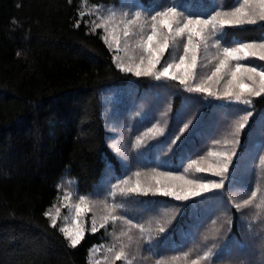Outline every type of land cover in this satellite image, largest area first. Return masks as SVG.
<instances>
[{
    "label": "trees",
    "instance_id": "16d2710c",
    "mask_svg": "<svg viewBox=\"0 0 264 264\" xmlns=\"http://www.w3.org/2000/svg\"><path fill=\"white\" fill-rule=\"evenodd\" d=\"M84 1L89 5L120 2L0 0V264H91V249L108 235L104 227L95 233L86 231L81 243L70 247L61 227H52L45 212L59 199V183L64 177L72 178L77 190L88 194L108 170L122 172L103 117L102 92L121 88L115 92L120 98L116 108L131 111L138 106L137 99L151 92L154 80L117 67L114 51L105 42L101 28L93 31L89 18L80 14ZM151 2L141 0L146 7ZM181 2L185 15L201 14V18L211 16L215 8L231 10L237 4V0ZM218 39L225 46L263 41L264 22L226 27L218 33ZM133 91L137 94L132 95ZM185 95L183 91L174 94V114L183 106ZM252 109L240 134V152L251 147L252 134L263 115L264 95L254 98ZM144 111L146 120L155 117L153 107ZM198 133L200 128L162 165L180 171L185 158L192 157L202 142ZM234 177L231 182L226 180L222 192L229 190L231 183L239 186L242 177ZM229 195L225 192L230 199ZM139 199L150 208H182L164 232L156 231L157 252H184L196 242L200 227L195 224L209 209L208 203L204 207L202 200L184 202L159 194ZM232 212L233 222L223 236L224 244L215 251L217 256H232L242 236L235 204Z\"/></svg>",
    "mask_w": 264,
    "mask_h": 264
},
{
    "label": "rangeland",
    "instance_id": "374dc122",
    "mask_svg": "<svg viewBox=\"0 0 264 264\" xmlns=\"http://www.w3.org/2000/svg\"><path fill=\"white\" fill-rule=\"evenodd\" d=\"M215 2L216 0H214ZM173 6L177 7L182 13L186 11L182 7L181 0H152L149 7L141 3V0H120L117 5H89L84 1L82 10L84 15L89 18L93 27L95 24L101 22V17L106 18L110 12L116 13L113 24L116 25V35L120 38L119 52H117L115 44L111 40L108 44H112L111 48L114 51V57L118 56L121 61L127 64L130 59L139 62L138 58L142 52L136 47V43L142 33L138 27H134L133 31L135 34L125 39L122 35L123 24L120 23L123 19L122 14L128 13L127 18L131 19L134 13L139 11L142 14L141 22L144 23L146 21L150 22L151 15H154L156 12ZM235 6H238V4ZM217 11H226V9H223V7L215 8V12ZM197 16L204 17L201 14H197ZM112 26L109 25L110 28ZM101 30L105 36V30L103 28ZM146 31L147 25H145ZM217 40H219L218 33L209 38L207 48L201 47L198 53L196 79L189 82V87L199 83L201 78L210 75L214 69L215 64L218 62L214 59L219 51L215 46ZM219 42L222 47L235 46V44L225 46L220 40ZM180 55H183V41L178 42L175 47H170L166 50L160 65H157V70L162 68L166 63L178 62ZM115 61L118 63L117 59ZM244 63H251L252 66L257 67L264 65V61H259L255 58L250 61H244ZM152 79L154 80L153 89L151 92H145L146 95H144L142 100L137 99L138 106L131 111H127L125 107L123 108L124 110L116 108L120 98H118L115 92L121 91V88H110L102 92L101 105L103 117L110 132V144L122 163V172L118 173L114 170H108L95 190L88 194L79 192L72 178L64 177L59 183L60 197L49 211L53 215H56V208H60L57 224L60 227H67L69 230H73L75 227L73 223L74 211L63 205L75 204L79 201V197H85L91 211L82 214L79 220L86 233V231H90L93 220L96 223V227L98 229L101 228L100 225L103 223L102 217L109 215L111 205H121V207L116 208L111 213L117 216L118 219L115 222L109 220L104 226L108 230L106 240L91 249L89 254L91 264H96V262H99V264H113V252H109L108 249L115 246V251H119L122 244L126 246L125 250L128 253V258L132 260V264H156L157 260L164 259L170 261L172 257H179L173 264H191V260L202 256L204 252L209 250L213 252V256L210 261L203 262V264H264V208L257 209L255 207V203L260 202V196L257 197L253 205L237 209L242 236L235 245L236 248L233 255L227 257L225 254L218 256L216 254L218 249L224 244L223 236L229 231V224L233 222L232 204L242 203L243 200L250 196L251 191L257 187L264 194V165L260 164L261 158L264 157V111L258 121V129L252 134L251 147L249 149L243 152L239 150L242 129L238 135L234 134L236 124L240 121L241 117L247 115L248 112L253 113V100L256 97L252 98L251 105H245L237 101H229L217 96H211L207 93L189 91L188 87L182 85L178 80L164 78L157 80L155 77H152ZM209 85L213 91L218 93L223 92V81L218 85L209 82ZM182 91L187 95L184 96L181 109L177 114H174L171 111L174 94L182 93ZM136 94V91L132 92V95ZM149 104L150 106H147ZM208 105L211 106L210 110L206 109ZM149 107H153V115L155 117L151 120H146L144 109ZM206 112H209L207 116ZM186 123L189 124V127L181 133L180 130ZM154 125L162 127L164 132L153 138L145 137L144 143L139 147H134L137 138L143 137L144 133ZM197 128H200V133H198L197 137L202 142L194 151V155L192 157L189 155L190 157L185 158L182 162V169L180 171H173L162 165V162L194 133ZM177 136L180 137L178 140H176ZM173 140H176L175 144L172 143ZM226 140H238V143L235 144L232 161L228 165V171L223 177L217 176L213 172H197L195 166L191 169L188 168L193 161H199L200 167L215 165L218 162V158L209 156L208 153L210 151H227L231 154L233 145L230 143L226 144ZM257 151H259L258 154H256ZM153 169L158 172L172 173L174 175H186L188 179H196L203 182H220L223 180V186L219 189H213L202 193L200 196L182 200L184 202H190L193 199L202 200L203 202L201 201L200 204H203L204 207H206L207 203L210 205L207 206L209 209L205 208L207 210H203L205 213L195 224V226L200 227L196 242H191L184 252L161 254L154 249L156 243L154 236L158 230V222L164 223L169 220L172 222L175 214L177 216L182 208L158 209L146 207L142 199H139L143 195L122 196L117 194L115 197L110 195L113 191L112 186L118 184L120 181L129 180L130 184L133 183L136 179L134 176L136 172L142 174L140 179L144 184H147L148 180L144 174L151 173ZM185 169H188L187 173H185ZM237 175L242 177L239 186L231 183L230 189L227 190L226 188L222 192L226 180H230L231 182L234 180V176ZM228 176L230 177L228 178ZM233 186H235L234 189H232ZM225 192H230V199L225 196ZM219 193L221 195L215 197ZM65 194H70V200L64 199ZM213 194L214 196H212ZM210 196L212 199L209 201L206 198ZM212 209L213 213H211ZM129 220L132 222V225H143L146 231L141 233L139 228L131 227L126 223ZM206 222L209 223L206 224ZM170 223H167L165 227ZM122 233H127V235H122ZM234 240L236 243L237 239L235 238ZM185 253L189 254L186 259ZM115 264H124V262L115 261Z\"/></svg>",
    "mask_w": 264,
    "mask_h": 264
},
{
    "label": "snow or ice",
    "instance_id": "6c2138e0",
    "mask_svg": "<svg viewBox=\"0 0 264 264\" xmlns=\"http://www.w3.org/2000/svg\"><path fill=\"white\" fill-rule=\"evenodd\" d=\"M237 4L238 6H234L231 10L217 11L207 18L188 16L180 12L175 6L168 7L151 15L150 22L146 21L144 23L141 22L142 14L139 11L135 12L131 19L127 18L128 13H123V19L120 21L123 24L122 35L127 39L135 34L133 31L134 27H138L142 34L136 43V47L141 50L142 54L138 58L139 62L130 59L127 64L121 61L118 56L115 57L118 60L117 67L122 71L134 73L138 77L152 76L157 80L162 78L178 80L182 85L188 87L189 91L207 93L218 98L251 105L253 97L264 95V65L259 67L252 66L251 63H244V61H250L253 58L264 61V41L259 43L236 42L235 46L222 47L219 40H217L215 46L219 51L214 59L218 62L215 64L214 69L210 75L201 78L199 83L189 87V82L196 79L198 53L202 46L207 48L208 40L211 36L222 33L226 27L256 25L264 22V0H237ZM80 14L83 16L84 12ZM115 17V12H110L106 18L101 17V22L94 25L93 31H95V28H103L105 30V36L103 37L105 42L109 43L111 40L115 44L117 52H119L120 38L116 35V25L113 24ZM109 25L113 26L110 28ZM145 25H147L146 32ZM180 41H183V55L179 56V61L166 63L157 70V65H160L166 50L170 47H175ZM109 46L111 47L112 44L110 43ZM222 81L224 82L222 93L213 91L209 85V82L218 85ZM251 115L252 113L248 112L247 115L241 117L236 124L235 135H238L240 130L245 127ZM188 127V123L184 124V127L180 130L181 133ZM163 132L164 129L162 127L154 125L144 133L143 137L137 138L134 147H139L144 143L145 137L153 138ZM179 138L177 136L176 140ZM176 140H173L172 143L175 144ZM225 143L233 145L231 154L227 151H210L208 153L209 156L218 158V162L215 165L200 167L199 161H193L188 168L191 169L195 166L197 172H213V174L223 177L228 171V165L232 161L235 144L238 143V140H226ZM260 164L264 165V157L261 158ZM187 171L188 169H185V173ZM141 175L140 172L134 173L136 179L131 184L129 180H123L113 185V191L110 195L115 197L117 194L122 196L159 194L166 197H174L176 200H188L191 197L200 196L202 193L219 189L223 186V180L220 182H203L201 180L188 179L186 175L158 172L155 169L151 173L144 174L148 180V183L144 184L140 179ZM258 196L261 197L260 202L255 203V207L262 209L264 208V194L261 193L259 187L251 191L250 196L243 200L242 203L236 204L235 207L240 209L251 206ZM64 199L70 200V194H65ZM63 206L74 211L73 223L75 227L73 230H69L67 227H61L59 230L68 239L69 246L75 248L81 243L85 235V229L79 218L82 214L91 211V208L83 196L79 197L77 203L64 204ZM105 206L109 207L108 205ZM118 207H121V205L113 204L110 206L109 215L102 217L103 223L100 227H104L109 220L115 222L118 219L117 216L111 214ZM59 214L60 208H56V215H53L50 211L45 212V216L50 218L52 227L57 226ZM170 222V220L164 223L158 222V231L164 232L165 225ZM126 223L131 227L139 228L141 233L146 231L143 225H132L130 220L126 221ZM90 231L93 233L98 231L94 220ZM122 235H127V233H122ZM125 249L126 246L123 244L120 246L119 251H115V246L108 249L109 252H113V264H115V261L132 264V260L128 258V253ZM188 255V253L184 254L185 259ZM212 256L213 252L211 250L206 251L202 256L191 260V264H203V262L210 261ZM178 259L179 257H172L170 261L160 259L156 261V264H173ZM96 264H99V262H96Z\"/></svg>",
    "mask_w": 264,
    "mask_h": 264
}]
</instances>
